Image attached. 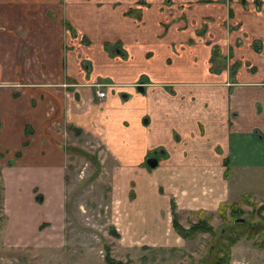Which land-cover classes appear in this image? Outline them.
I'll list each match as a JSON object with an SVG mask.
<instances>
[{
  "label": "crops",
  "instance_id": "obj_1",
  "mask_svg": "<svg viewBox=\"0 0 264 264\" xmlns=\"http://www.w3.org/2000/svg\"><path fill=\"white\" fill-rule=\"evenodd\" d=\"M50 1L56 0H0V177L5 244H48L59 238L70 183L67 140L76 145L88 137L103 145L100 150L115 160L118 179L129 182L126 175L133 174L136 188L131 193L138 199L149 195L138 192L142 189L134 175L140 173L153 149H162L156 168L165 175L166 202L163 208L154 203L156 210L149 212L142 211L145 204L141 202L144 207L132 212L136 216L156 215L157 210L170 213L172 202L178 209L197 211H205L212 200L219 206L225 199L230 201L231 166L264 167V87H258L264 82L246 84L243 87L248 88L240 90L242 96L233 89L221 107V96L208 99L209 89L221 90L219 75L192 80L172 75L192 70L191 66L202 67L205 74L209 60L205 65L204 58L190 56L182 64H170L168 52L156 50L148 58L141 51L135 71L130 62L118 65L115 84L122 89L121 95L114 92L116 87H104L99 89L106 93L99 97L91 78L93 68L84 69L85 60L76 57V48L66 47L70 43L64 39L69 34L63 36L57 22L45 16V3ZM261 24L262 38L263 19ZM73 65L79 66L83 78L75 73L76 78L68 81L56 77L54 72L62 66L71 72ZM44 71L53 73L40 79ZM140 76L145 78L143 91L136 87ZM170 85L176 95L166 91ZM227 108L234 116H227ZM85 153L80 154L87 158ZM153 185L149 183L148 188L156 200Z\"/></svg>",
  "mask_w": 264,
  "mask_h": 264
},
{
  "label": "rangeland",
  "instance_id": "obj_2",
  "mask_svg": "<svg viewBox=\"0 0 264 264\" xmlns=\"http://www.w3.org/2000/svg\"><path fill=\"white\" fill-rule=\"evenodd\" d=\"M45 6V16L57 22L63 36L69 34L64 39L70 43L66 47L76 48V57L85 60L82 63L84 69L89 72L93 68L91 78L94 82L108 83L109 88L116 87L118 65L130 62L136 66L135 71L140 52L149 58L156 50L162 54L168 52L166 61L170 64H182L190 60V56L204 58L205 65L209 60L205 74L202 67L191 66L192 70L173 72L172 75L188 80L219 75L221 90L217 93L215 89H209L208 99L221 96V107L226 106V98L233 89L242 96L240 90L248 88L243 87L246 84L264 82V35L262 38L259 35L262 34L264 0H56L46 2ZM256 42L261 43V49L257 48ZM114 47H119L124 55H116ZM41 66L46 68L45 64ZM64 68L54 72L56 77L68 81L76 78L75 73L83 78L79 66L73 65L71 72L68 67ZM52 73L44 71L40 79ZM248 79L259 82H247ZM118 88L114 92L118 90L117 94L121 95L123 91ZM165 89L169 94L177 93L171 85ZM231 111L227 108V116H234ZM68 131L73 134L70 128ZM72 144L69 140L64 143L66 164H69L68 183L70 180L66 188L65 223L58 231L59 238L48 244L39 241L14 246L3 242L0 177V264H111L107 257L119 264H208L212 256L222 254L218 251L219 242L222 240L226 244L227 240L222 239L220 232L224 230L227 234L226 230L235 218L264 225L262 166H231L230 201L225 199L227 202L220 206L222 211L224 206L221 204L237 202L233 207L238 211L234 214H230V206L221 213L216 200L207 205L209 208H205L204 214H198V208L177 207L178 221L183 226L196 222L199 216L212 214L207 221L213 229L211 233H199L186 239L173 229L171 212L157 210L156 215L148 214L151 209L156 210L154 203L163 208V201L166 202L163 171L143 166L140 173H135L137 185L142 189L138 192L145 191L149 195H145V199L139 195L138 199L132 196L136 188L133 174L126 175L129 182L118 179L115 160L100 150L103 145L88 137ZM69 150L78 152L68 155ZM81 152H86L87 158ZM98 160L100 163L94 165L93 161ZM149 183L154 184L152 190L157 193L156 200L148 188ZM142 206V211L148 212L142 216L133 215L132 212H139ZM228 252L227 264H264V235H240L229 245Z\"/></svg>",
  "mask_w": 264,
  "mask_h": 264
},
{
  "label": "trees",
  "instance_id": "obj_3",
  "mask_svg": "<svg viewBox=\"0 0 264 264\" xmlns=\"http://www.w3.org/2000/svg\"><path fill=\"white\" fill-rule=\"evenodd\" d=\"M72 30V28H70ZM26 134H27V130H26ZM27 140L25 142L22 143V145H26ZM20 151L16 152V156H19ZM237 203V202H236ZM236 203H232V204H221L222 206H224V208L221 211V206L219 205V211L221 213H225V207H229L230 208V214H234L235 212L238 211V209H235L234 204ZM205 211L204 210H198V214H204ZM212 214H206L205 217H200L197 219L196 222L194 223H190L188 226H183L178 220H179V213L176 210V205L174 204V202L171 203V218H172V227L173 229L178 233V235L182 238H186V239H191L193 237H195L197 234L199 233H211L212 232V227L207 224L208 219H210ZM241 217L235 218L232 222V224L229 226V228L226 230L227 234H224V230L221 231L220 233L222 234L223 238L227 240L226 244L219 242V249L218 251H221L222 254L221 255H215L212 256L210 258V261L208 262V264H227L228 260H229V252H228V247L231 243H233L238 236L240 235H244L246 234L247 236H252L256 233H261V235H264V225H257V224H249L248 222H246V220L244 219L243 222L238 221L237 219H239ZM214 248V246H213ZM108 261L111 264H119L118 262L113 263L111 258L107 257Z\"/></svg>",
  "mask_w": 264,
  "mask_h": 264
},
{
  "label": "flooded vegetation",
  "instance_id": "obj_4",
  "mask_svg": "<svg viewBox=\"0 0 264 264\" xmlns=\"http://www.w3.org/2000/svg\"><path fill=\"white\" fill-rule=\"evenodd\" d=\"M259 38V37H258ZM255 40H258V39H255ZM259 41V40H258ZM260 42V41H259ZM257 43V42H256ZM258 44V45H257ZM257 48L261 49V43H257ZM114 52L117 53V54H123L122 50L119 48V47H115L114 49ZM140 79H138V82L136 84V87L137 85H142L143 89H144V82H145V78L143 76H140L139 77ZM105 87L109 88L108 87V83H105L103 84ZM137 89H139V87H137ZM140 90V89H139ZM159 150L161 152V148H156V149H153L149 154H148V157L147 158H155L157 160V165L155 167H150L147 163H146V160L144 162V166L147 167V169H150V168H156L158 167L159 165V162H158V159L161 157L160 153H159ZM154 151V152H153ZM157 151V153H156ZM146 158V159H147Z\"/></svg>",
  "mask_w": 264,
  "mask_h": 264
},
{
  "label": "water",
  "instance_id": "obj_5",
  "mask_svg": "<svg viewBox=\"0 0 264 264\" xmlns=\"http://www.w3.org/2000/svg\"><path fill=\"white\" fill-rule=\"evenodd\" d=\"M137 87H139V89H140L141 91L144 90L143 87H142V85H137ZM146 163H147L150 167H155V166L157 165V160H156L155 158H147V159H146ZM237 220L243 222V221H244V218H239V219H237Z\"/></svg>",
  "mask_w": 264,
  "mask_h": 264
},
{
  "label": "built area",
  "instance_id": "obj_6",
  "mask_svg": "<svg viewBox=\"0 0 264 264\" xmlns=\"http://www.w3.org/2000/svg\"><path fill=\"white\" fill-rule=\"evenodd\" d=\"M102 86H103V84H98V83L95 84V87H96V93H97V95H98L99 97H103V96L105 95V93H106L104 90L99 89V88H101Z\"/></svg>",
  "mask_w": 264,
  "mask_h": 264
}]
</instances>
